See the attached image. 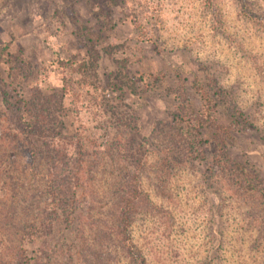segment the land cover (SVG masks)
Here are the masks:
<instances>
[{
    "label": "rangeland",
    "instance_id": "rangeland-1",
    "mask_svg": "<svg viewBox=\"0 0 264 264\" xmlns=\"http://www.w3.org/2000/svg\"><path fill=\"white\" fill-rule=\"evenodd\" d=\"M2 230L31 264H264V0H0Z\"/></svg>",
    "mask_w": 264,
    "mask_h": 264
},
{
    "label": "trees",
    "instance_id": "trees-1",
    "mask_svg": "<svg viewBox=\"0 0 264 264\" xmlns=\"http://www.w3.org/2000/svg\"><path fill=\"white\" fill-rule=\"evenodd\" d=\"M96 61V60H95ZM94 61V62H95ZM115 89L116 90H120L121 89V87H119L118 85L117 86H115ZM45 105H50L48 102H45L44 103ZM35 113V112H34ZM33 113V114H34ZM37 118L38 119H41L42 117H39V116H37ZM177 119L178 120H182V119H180V117H177ZM45 125V123L44 122H42V123H40V125H38L37 126V123H36V117H35V119H33L32 120V122H29L28 124H27V126H29V131L28 132H31V131H33V130H41L42 129V127ZM215 130H217V129H220V128H222L220 125H218V123H216V126H215ZM223 132H225V131H223ZM54 155L56 156V157H58V152L57 151H55V153H54ZM64 159L62 158V171L64 172L66 169V164H65V162L63 161ZM51 168H53L54 169V166H53V163H51ZM55 169H56V167H55ZM56 171V170H55ZM246 177V176H245ZM63 180H65V178H63V179H60V181H59V179H55L52 183H53V187H51L50 186V184L47 186V191H48V189L55 195V191L56 190H58V188L57 187H55L54 185L56 184V182H61V181H63ZM58 185H60V186H62V187H64L65 189H69L70 188V183L69 182H66V181H63L62 183H60V184H58ZM51 187V188H50ZM51 193V194H52ZM140 190H138V188L136 189V188H134V189H132V190H127L125 193H123V200L121 199V205L122 204H124V208H122V210L120 211L119 210V208H118V213H119V218L122 220L121 221V223L122 222H124V221H128V219L131 217V215H132V213H134L133 211H134V209H135V206H134V202H135V200L136 201H139L141 198V195H140ZM121 209V208H120ZM51 220H52V217H51V215L50 214H47L46 215V219H45V221H44V223H43V225L42 226H44L46 223L48 224V223H50L51 222ZM116 220H117V222H118V219L116 218ZM48 226V225H47ZM117 226H119L118 224H117ZM40 227H41V225L37 228L36 227V229H35V231H33V232H30V233H24V236L25 235H27V236H34V237H36V235H39L41 232H39V229H40ZM28 228H34L33 226H29ZM48 228V227H47ZM44 229H46V228H44ZM42 230V229H41ZM0 234H2L3 235V237L6 235V236H11V233H10V231L9 232H7L6 230L5 231H3L2 230V232H0ZM12 246V247H11ZM8 249V250H7ZM15 249V250H14ZM14 250V253H15V257L17 256V259H14V260H12L11 258H9V254L12 252ZM5 251H7V253H6V256H5V259H0V264H31L30 262H31V260H26V258H24V251H22L21 249H20V247L18 248V247H16V246H14V245H8L7 247H6V249H5ZM18 254H19V256H18ZM32 261H35V260H32Z\"/></svg>",
    "mask_w": 264,
    "mask_h": 264
}]
</instances>
